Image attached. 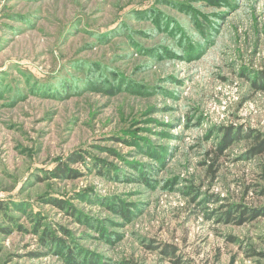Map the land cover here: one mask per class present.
<instances>
[{
    "label": "rangeland",
    "instance_id": "1",
    "mask_svg": "<svg viewBox=\"0 0 264 264\" xmlns=\"http://www.w3.org/2000/svg\"><path fill=\"white\" fill-rule=\"evenodd\" d=\"M258 134L264 0H0V264H264Z\"/></svg>",
    "mask_w": 264,
    "mask_h": 264
},
{
    "label": "trees",
    "instance_id": "2",
    "mask_svg": "<svg viewBox=\"0 0 264 264\" xmlns=\"http://www.w3.org/2000/svg\"><path fill=\"white\" fill-rule=\"evenodd\" d=\"M241 132H238V133H232V132H229L228 133V136H227V144H231L233 142L234 139L236 138H239L241 136ZM249 136V135H247ZM255 139H256V147L254 149V153L255 154H261V153H264V136H260L259 134L255 136ZM224 142L226 143V140H224ZM76 161H78V159H74ZM64 171H66V169H62V168H58L55 170L54 174H56L57 177H61L62 175H64ZM72 176V175H70ZM57 203V202H56ZM244 213V212H243ZM240 221L239 223H243L244 221H246L249 217H245L244 215L240 216Z\"/></svg>",
    "mask_w": 264,
    "mask_h": 264
}]
</instances>
